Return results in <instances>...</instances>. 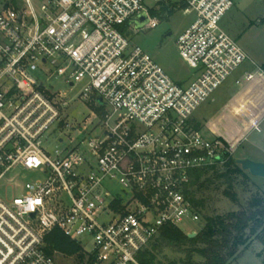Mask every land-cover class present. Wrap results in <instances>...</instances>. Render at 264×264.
Returning a JSON list of instances; mask_svg holds the SVG:
<instances>
[{"label":"built area","instance_id":"obj_1","mask_svg":"<svg viewBox=\"0 0 264 264\" xmlns=\"http://www.w3.org/2000/svg\"><path fill=\"white\" fill-rule=\"evenodd\" d=\"M164 6L194 15L177 39L196 71L186 86L127 35L128 28L157 27L154 12ZM234 6V0H0V180L16 171L7 184L12 197L0 196V264H59L60 251H47L55 229L80 244L81 264H143L139 254L164 226L202 223L185 194L191 171L225 165L237 143L205 135L194 115L251 60L221 24ZM144 15L148 23L138 28L135 20ZM263 73L247 71L236 83ZM81 98L107 106L104 135L87 144L60 137L64 146L51 153L50 130L70 126L64 108ZM22 172L35 177L23 180ZM114 182L131 196L115 193Z\"/></svg>","mask_w":264,"mask_h":264},{"label":"rangeland","instance_id":"obj_2","mask_svg":"<svg viewBox=\"0 0 264 264\" xmlns=\"http://www.w3.org/2000/svg\"><path fill=\"white\" fill-rule=\"evenodd\" d=\"M234 1L235 6L222 19L221 24L227 32L238 39L251 60L245 62L223 86L198 108L194 115V121L209 137L214 136L208 128L209 120H215L216 128L227 133L230 137H232L231 134L237 135L238 140L234 153V158L237 161L251 159L264 162V88L261 89L254 85L248 89L246 94L241 88L243 84L236 83V79L247 71L257 72L262 69L264 72V1ZM193 20L194 15L176 10L171 16L159 17L160 22L157 27L143 28L138 33L128 28L127 35L133 43L140 45L148 52L177 83L186 86L195 78L196 71L181 57L177 39ZM65 88L69 90V87ZM69 93L73 95L74 90ZM106 110L107 106H96L85 98L71 99L63 111L66 122L70 126L61 129L57 124L50 130V152L54 153L57 147L64 146L59 141L60 137L67 138L68 135H71L79 141L85 140L86 144L90 137H102L104 133L101 120ZM94 113L97 114V117L93 116ZM82 128L84 130L80 133ZM15 174L16 171L11 172L0 180L1 197H12V189L7 187V184ZM22 174L23 180L35 177L34 173L22 172ZM249 175L252 181L245 180L246 183L237 186L241 203L244 205L248 204L256 193H264V177L254 176L250 172ZM110 185L115 193L123 195L124 198L131 196V193L124 191L117 182ZM212 194L215 201L213 203L214 212L211 213L223 214L238 209V206L224 197L221 192L212 191ZM203 224L204 220L202 223L185 222L180 227L184 232L196 229L198 234ZM80 239L84 245L87 237L83 235ZM84 247L88 252H91L94 245L90 242L86 243ZM163 255L167 257L164 259L166 263L179 260L180 264H205L204 259L197 255L194 262H188L185 259V254L169 248L165 249ZM56 257L59 264H80L79 258L75 255L59 252ZM232 264H264V245L254 239L248 247L241 248L238 258Z\"/></svg>","mask_w":264,"mask_h":264},{"label":"trees","instance_id":"obj_3","mask_svg":"<svg viewBox=\"0 0 264 264\" xmlns=\"http://www.w3.org/2000/svg\"><path fill=\"white\" fill-rule=\"evenodd\" d=\"M174 12L175 9L164 6L154 15L165 18ZM196 126L201 128L197 123ZM190 175L185 194L202 214L201 230L195 237H189L179 227L164 226L156 239L139 254L143 264H180L179 260L164 261L167 257L163 253L167 248L185 254L188 262H194L197 255L205 264H232L241 248L248 247L254 239L264 245V193H256L246 205L241 203L237 186L252 181V178L234 157L223 166L194 169ZM212 191L221 192L238 209L223 214L211 213L215 201ZM47 243V251L51 254L57 250L77 256L80 264L84 260L80 244L59 229L47 236Z\"/></svg>","mask_w":264,"mask_h":264},{"label":"water","instance_id":"obj_4","mask_svg":"<svg viewBox=\"0 0 264 264\" xmlns=\"http://www.w3.org/2000/svg\"><path fill=\"white\" fill-rule=\"evenodd\" d=\"M148 16L144 15L142 18L136 19V26L138 28L143 27L145 24L148 23ZM99 102L102 103V99H99ZM238 162L242 165L243 169L248 170L252 175L264 177V162H258L251 159H241ZM189 237H195L197 232L189 233ZM184 264H191V263H184Z\"/></svg>","mask_w":264,"mask_h":264},{"label":"crops","instance_id":"obj_5","mask_svg":"<svg viewBox=\"0 0 264 264\" xmlns=\"http://www.w3.org/2000/svg\"><path fill=\"white\" fill-rule=\"evenodd\" d=\"M254 85H256L257 87H260L261 89L264 88V74L256 76V78L250 82L243 83V86L241 88L244 89L245 93L247 94L248 89ZM214 121L215 120L208 121V128L214 136L222 137L230 143H237L236 142L238 140L237 135L231 134L232 137H230V135H227V133L218 130L216 126L214 125L215 123Z\"/></svg>","mask_w":264,"mask_h":264}]
</instances>
